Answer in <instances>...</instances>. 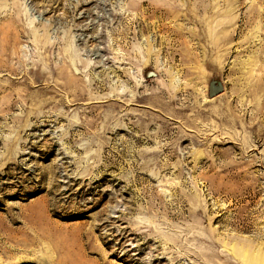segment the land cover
<instances>
[{"label": "rangeland", "instance_id": "obj_1", "mask_svg": "<svg viewBox=\"0 0 264 264\" xmlns=\"http://www.w3.org/2000/svg\"><path fill=\"white\" fill-rule=\"evenodd\" d=\"M2 28L0 264L264 254V0H0Z\"/></svg>", "mask_w": 264, "mask_h": 264}, {"label": "bare ground", "instance_id": "obj_2", "mask_svg": "<svg viewBox=\"0 0 264 264\" xmlns=\"http://www.w3.org/2000/svg\"><path fill=\"white\" fill-rule=\"evenodd\" d=\"M174 11H176V9L170 7V10H167V13H171V14H173ZM7 35H8V33H7L6 29H3V28H2V29L0 30V40H1L0 43H2V41H4V39H5V37H6ZM1 46H2V44H1ZM1 63H2V62H1ZM4 64H6V63H4ZM4 66H5V65H4ZM250 245H252V244H250ZM252 247H253V246H252ZM255 249H256V247H254V250H255ZM249 263H250V264H264V254L258 252V253H256V254L251 255Z\"/></svg>", "mask_w": 264, "mask_h": 264}]
</instances>
